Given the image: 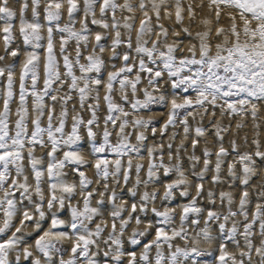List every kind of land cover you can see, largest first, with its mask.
Segmentation results:
<instances>
[{
	"label": "snow or ice",
	"instance_id": "snow-or-ice-1",
	"mask_svg": "<svg viewBox=\"0 0 264 264\" xmlns=\"http://www.w3.org/2000/svg\"><path fill=\"white\" fill-rule=\"evenodd\" d=\"M18 2L21 5L18 33L23 45L31 50L24 51V58L19 61L17 91L15 61L21 50L10 47L16 38L13 21L17 19V12L9 6V0H0V21H3L0 39L5 54L13 58L12 63L0 66L3 104L0 110V237H3L0 264H13L9 260L12 253H15L14 264H21V253L28 264H200L198 258L213 254L210 248H201L200 242L211 245L218 238L221 242L215 259L219 264H253V250L259 264H264V202H260L264 201V193L254 204L249 220L247 191L249 180L257 171V159L264 162L260 141L253 140L254 152L243 153L238 151L235 141L231 142L236 158L228 163L227 174L244 186L236 208L233 209L232 194L220 192L221 203L227 204L226 213L205 210L198 206L197 200L203 192L202 182L213 163V155L211 179L213 183L221 180L222 165L230 155L222 143V133L227 129L220 123L213 126L218 150L213 153L208 147L203 149V168L199 172L195 166L200 157L194 154L189 157L193 161L190 172L197 181L190 183L180 157L184 143L175 150V163L172 141L176 133L169 137L166 146L156 142L146 146V132L150 129L155 136L157 128L154 117L142 114V110L150 111L153 105L168 107L167 120L160 127L161 135L179 122L185 140L194 131L193 150L208 131L199 125L193 129L188 124V117L195 118L197 110H201V119L209 108L213 109V116L218 108L221 116L251 115L256 119L258 106L264 104V0H207L210 17L204 18L203 29L195 32L191 31V24L183 25L185 11L190 21L194 22L196 17L193 6L185 7L183 0H30V18L26 16L29 0ZM161 12L169 19L174 15L180 31L189 38L186 53L180 32L173 30L171 34L175 39L169 42V29L159 23ZM222 14L228 18L226 27L220 25ZM90 26H97L99 30L93 31ZM70 45H74L71 51ZM121 48L123 51H118ZM106 50L111 53V70L105 76ZM4 59L5 56L0 55V61ZM116 60L121 61L119 67L114 63ZM143 79H147L148 87L139 88ZM164 83L178 91L166 94L162 91ZM101 88L106 114L98 141L95 129L101 127L98 116ZM138 92H142L143 98ZM73 93L81 110L87 105L90 117L85 120L73 106L70 131H65L69 116L67 105ZM116 93L120 102L115 99ZM89 100L92 103H88ZM13 103H16L14 110ZM81 128L89 142L91 161L77 147L83 139ZM113 130H117L115 142L110 139ZM133 134L135 143L131 141ZM37 147L48 149L46 159L45 155L36 156ZM142 150L146 151V167L139 162L144 159ZM133 154L137 159L135 164ZM237 163L241 165L239 175L235 170ZM89 165L95 170L97 182L104 181L96 206H92V198L97 189L89 190L93 181L85 171ZM68 169L78 180L69 182ZM133 170L135 180L128 189L132 198L129 210L128 201L117 203L122 198L115 189L110 190L108 180L111 178L119 186L122 179L127 185ZM161 171L164 176L175 177L163 182L162 196L156 189L148 190L150 184L160 179ZM141 186L143 191H140ZM193 186L196 196L187 200ZM106 193H110V228L103 218ZM176 193L187 202L173 207L170 205ZM77 195L80 200L73 204ZM213 195L208 193L210 201L215 203ZM158 197L160 207L155 206ZM66 208L70 214L68 220L60 217ZM177 208L180 210L178 226ZM205 211L204 226L189 237L188 226H199ZM149 212L154 219H142ZM17 215L21 217L19 226L14 224ZM238 216L242 219H236ZM97 217L99 222H96ZM46 220L49 226L45 229ZM133 221L136 227L128 232ZM210 222L218 224L217 236L212 235ZM29 223L34 225L38 235L34 245L21 249L26 237L32 235L25 232ZM142 224L145 226L141 229ZM257 226L261 237L259 246L253 243ZM65 228L67 230H61ZM238 235L243 238L242 249ZM149 236L153 238L147 240ZM177 238L184 240L185 246L174 245ZM189 239L191 247L187 246ZM125 241L130 249L125 248ZM64 242H68L70 248H65ZM228 242L240 249L239 259L227 251ZM137 247L141 248L139 256L134 250Z\"/></svg>",
	"mask_w": 264,
	"mask_h": 264
},
{
	"label": "bare ground",
	"instance_id": "bare-ground-1",
	"mask_svg": "<svg viewBox=\"0 0 264 264\" xmlns=\"http://www.w3.org/2000/svg\"><path fill=\"white\" fill-rule=\"evenodd\" d=\"M16 1L17 0H9V6L12 7L14 10H16V12H17V19L13 21V24H14V29L13 30H14L15 37H16L15 41H14V44L16 43L17 46L20 45L19 46V48L21 50L20 51V55H19L20 59L17 57L19 59V61H20V60H22L24 58V56H23L24 51H30L31 49L26 48L23 45L22 39H21V37L19 36V33H18V29H19L18 15H19V9H20L21 5H20V3L18 1L17 2ZM121 2H122V0H121ZM183 3L185 5V7L188 4H191L193 6L195 12H196L195 21L192 22L188 18L187 11H185L183 25L184 26H189L191 24V31H193V32L198 31V30H202L203 29V24L201 23L202 20L204 18H206V17H210V12H209V9L207 7V0H183ZM40 11H41V14H43L42 13V7H41ZM98 14L99 13L97 11V15ZM26 16L28 18L31 17V3H30V0H29V9H28V11L26 13ZM137 16H138V18H137L136 23L138 25V23H139V14H137ZM153 23H156L155 18H153ZM159 23L162 24L165 28L169 29V36H168L169 42H171L173 39H175V37H173L172 34H171L173 30H175L177 32H180V37L179 38L181 40L185 41V43H184V45L182 47L184 49V52L186 53L187 46H188V39L189 38L186 37L185 34L180 31V27L181 26L177 25L175 23L174 15H173V17L171 19H169V18H166L164 16L163 12H161V19H160ZM213 23H215L214 19H213ZM227 24H228L227 15L222 14L221 19H220V25L226 27ZM2 25H3V21H0V26H2ZM77 27H79L78 23H77ZM90 27L92 28L93 31H98L99 30L97 26H90ZM110 39H111V33H109V40ZM153 39H155V37H153ZM57 43H58V40H57ZM17 46H15L14 48H17ZM72 47H74V45H70V51H71ZM90 48H91V45L89 46V50H90ZM106 51H105V54H104V59L106 61V72L105 73H107V71L111 70L110 69V65H109V57H110L111 53L109 51H107V53H106ZM118 51H123V48L119 49ZM177 54L181 55L180 52H177ZM0 55H4L5 56V59L3 61H0V66H4V65H6V60H10L11 57L7 55V59H6V54L4 52V45H3V40L2 39H0ZM41 55L43 56L42 50H41ZM73 55H74V53H73ZM19 61H15V63L17 64V68H19L18 67ZM81 62L84 63L83 60ZM10 63H11V61H10ZM114 63L117 65V67H119L121 61L120 60H116V61H114ZM7 64H9V63H7ZM61 71H63V69H61ZM77 74H79L78 71H77ZM16 75L19 77V69H17ZM41 76H42V67H41ZM105 76H106V74H105ZM18 77H17V83H19ZM144 81L145 80H143V82L141 83L139 88L148 87V84L146 82H144ZM0 88H2V83H0ZM16 90L18 91V87L16 88ZM162 91H164L166 94H170L172 92H177L178 90L171 89L170 85H168L167 83H164L163 87H162ZM192 95L194 96V94H192ZM103 96H104V92H103V89L101 88V90H100V108H99V111H98V115L100 116L99 117L100 120H103V118H104V116L106 114V105L104 103ZM115 98H116L117 102H120V98H119V94L118 93L115 94ZM17 99H18V97H17ZM1 102H2V100H1ZM30 103H31V101H30ZM88 103H92V101L89 100ZM12 106H13V110H14L15 107H16V103H13ZM73 106H75L76 111L79 112L80 115L82 117H84L85 120H87L90 117V113L87 110V105H85V108L83 110H81L80 107H79L77 95H76V93H73V99L71 101H69V103L67 105L68 111H69V116H68V122H67L66 131H70V125L72 123L71 116L74 115V113L72 111ZM153 106L151 107L150 111L142 110V114L145 115V116L151 115L152 117H154L155 120H159L160 122H159V125H155V127L157 128V132H156L155 136L152 135L150 129L146 132L148 134V139L145 142V145L146 146H151L154 142H156V143H162V144H164L166 146L169 143V137L173 133H176L177 128L179 130L178 133H180V134L183 131V128L182 127H178L179 125L176 126V127H170L168 129V131L164 135H161L160 127L167 120L168 107L162 106L161 108L153 109ZM125 107H126V110H127V106H125ZM2 108H3V104L0 103V110H2ZM58 109H59V107H57V110ZM260 109H262L264 111V106H262ZM209 111L212 113L213 109L209 108L208 112ZM214 111H215V115L214 116L213 115H208V116H206L205 119H202L203 123H200V121H199L200 117L199 118L196 117L197 119L193 118L192 116L188 117V122H189L188 124L193 129L196 126H198V125L200 126V124H204L202 126L203 127L206 126L207 127L206 129L208 130L207 133H206V136L199 138V143L196 146L195 150H193V148H192V139L194 138V131L190 132L189 135L191 136V138H189V140L188 139L187 140L184 139V133L181 134V135H178V133H176V138H175L174 141H172V144H173V157H174L173 163L176 162L175 161V154H176L175 150H176V148L181 144V142L184 143V149L180 151V157H181V162H182L183 168L187 169V172H185V173L188 176V179H189L190 183L197 182V181H195V178L191 175V172H190V169H191L192 164H193V161H191L189 159V157L192 155V153H190V150L193 152V154H197L196 155L197 157H200V161L198 163H196V166H195V170L197 172H199L203 168V149L205 147L209 148V146H211V144H214V149L216 151L218 150V140L216 141V143L213 142V141L216 140V137L214 135L215 129L213 127L216 123H220L224 128L227 129L222 134H224L226 137L228 135H229V137H232V138H230L231 139L230 141L231 142L235 141L238 144L239 152H241V153L248 151L247 150L248 149V145H251L253 140L258 138V133H257V130H256L257 126H256V124L254 122V119L253 118H251L253 120L248 119L249 121H247V123L250 122V124L252 125V128L251 129L248 128L247 130H245V132H243L244 134L245 133L248 134V143H247L246 146H243V144L246 143L245 142L246 139H245V137L243 136L242 133L237 132V130L239 128V124H240L239 123L240 119L239 118H235L236 120H234L232 122V124L230 123V125H229L228 124L229 123L228 122V119H229L228 115L221 116L220 109H218V108L215 109ZM14 118L15 117H13V119ZM263 121H264V119H259V122H263ZM235 122L237 123V125L235 124ZM44 123L46 124V118H45ZM101 127H103V126H101ZM109 127L111 128V125ZM29 129H31V124L29 125ZM174 129H176V130L174 131ZM239 130L242 131L241 128H239ZM84 132H85V130H84ZM84 134L86 135V133H84ZM84 139H85L86 143H89L87 137H85ZM260 140H261V142H264V136ZM131 141L133 143H135V134L132 135ZM222 143H223L224 148L226 150H228V152H229L230 145L228 144V142L222 141ZM262 144H264V143H262ZM84 145L85 146L83 147V149H81L82 150V155H84V157L86 159L91 161L92 160V156L90 155L89 148H88V146L86 144H84ZM252 146H253V144H252ZM81 148H82V146H81ZM185 148L189 149L187 151L188 152L187 155H184L187 152L183 153ZM47 151H48L47 148L41 149V148L37 147L35 154L38 157L41 154H44L45 155V159H46V152ZM230 151H231V148H230ZM142 152H144V155H143L144 159L139 161V162L143 163L145 165V167H146L147 166L146 151L142 150ZM60 155H62V153H58V156H60ZM109 158L110 159H114L115 157L114 156H109ZM235 158H236V155H230V157H229L230 161L228 159L225 162L226 167H224V168L222 167L224 170H226V172L222 173L224 171L221 170L222 171L220 173L221 180H220V182H217V183H213V181L211 179L213 174H214L212 169L214 167L215 157L211 158L213 163L210 165V170L208 171L209 173L207 172L206 175H205V178H204V180L202 182L203 183V192L201 193L200 197L197 200V202H198L200 207L204 208L205 210L211 209V210L219 211L221 213H226L227 204L226 203H224V204L221 203V200L219 198V193L220 192H230L232 194V196L234 198L233 209H235L236 206L239 204L240 195H241V192H242L244 186H242L240 184L238 179H237V185H236V183L232 181L233 179H231L228 176V174H227V172H228V163L234 161ZM124 159L126 160L127 158H124ZM164 160L166 162L168 160L167 148L166 147H165V151H164ZM136 162H137V159H136V157L133 154V164H135ZM200 162H201V164H200ZM25 163L28 164L27 159H25L24 164ZM263 166H264V164H263ZM26 168H27V166H26ZM235 170L238 172V175L241 173V165L239 163L236 164V169ZM68 171H69V175H68L67 178H68L69 182L78 180V177L73 175L71 173L70 169H68ZM85 171H86V175L93 181V183L90 186L89 190H91L92 188L97 189L96 195L92 198V202L95 203V204H92V206H96V201H97V199H99V193L103 191V183H104V181L101 179V180H99V182H97L98 178L96 177L95 170H94V168L91 165H89L85 169ZM140 175H141V178L143 179L145 177V172L142 170ZM159 175L161 177V179H160L161 181H158L157 183H154V184H150L148 190L151 191L153 189H156V190L159 191V193L162 196L163 191H164L163 182H165V181L170 182V180L174 179L175 177L174 176H169V180H165V179H167L166 178L167 176H164L162 171L159 173ZM255 177H256L255 179H250L249 180V185L247 186V191L249 193V198L251 199V202H252L251 216H252V211H253L254 204L259 201L260 194L264 193V167L257 169ZM134 180H135V172H134V170H133V173H132V178L130 179V181H129V183L127 185H125L123 183L122 179H121V183H120L119 186L115 185L112 182L111 178H109V180H108V184H109L110 190L111 189H115L116 192L118 193V196L122 198V199H118L117 203H121L122 201H128L129 210H130V205H131V202H132V198H130L128 189L133 186ZM29 182L31 183V175L30 174H29ZM45 190H47L46 186H45ZM143 190H144L143 186H141L140 191H143ZM189 191H190V196L187 198V200H190L192 196H196V190H195L194 186L191 187L189 189ZM209 192H212L214 194L213 195V199L215 200V205L210 201V199L208 197V193ZM45 195L47 197V191H45ZM109 195H110V193H106L105 196H104L105 205H104V209H103V218L109 222V228H110L111 220H110V216H109V210H110L111 205L108 203ZM175 195H176L175 203H178L177 205L187 202V200L185 198L180 197L178 193H176ZM17 197H19V193H17ZM34 199H35V197H34ZM137 199H138V197H137ZM79 200H80V197H79V195H77L73 199L72 203L75 204ZM156 202L160 203V198L159 197L157 198ZM260 202H264V201H260ZM175 203H173L172 205H174ZM172 205H170V206H172ZM175 206H173V207H175ZM45 211H47L46 204H45ZM65 211H66V217H62L61 216V218L65 219V220H68L70 214L67 211V208H66ZM179 214H180V210H179V208H177V215H176L177 216V219H176L177 226L179 225ZM203 214H204V219H205L206 211ZM125 215H127V213H125ZM151 215H152L151 212H149L147 217L149 218V216H151ZM20 218L21 217L19 215H17L15 217L14 224L16 226H19ZM240 218L241 217H239V216L236 217V219H238V220ZM142 219H144L146 221L147 220H151V219H147L146 216H142ZM204 219H202V221H204ZM99 220H100V218L97 217L96 222H99ZM249 220H250V218H249ZM202 221L200 220L199 226H196V225H189L188 226L187 231L189 233V237H191L192 235H195V233L198 231L199 227H203L204 226ZM29 224L30 225H28V227L25 229V232L32 233V235L26 237V243H23V244L20 245L21 249L23 247H25V246L34 245V240H35L36 236L38 235V233H36L34 231V225L31 224V223H29ZM210 224H211L210 228H211V231H212V235L213 236H217L218 235V232H217L218 227H216V226H218V224L215 223V222H210ZM48 226H49V221L46 220L44 222V228L46 229ZM144 226H145L144 224L140 225L141 228L144 227ZM133 227H136L135 221L132 222V225L128 229V232H130L131 228H133ZM14 230L15 229L13 228L12 231H14ZM61 230H67V229L65 228V229H61ZM241 231H242V228H241ZM128 232L125 233V236L128 235ZM8 234L10 235L11 232H9ZM104 235L105 236L107 235V230L105 231ZM153 236H154V230H153ZM2 238L3 237H0V239H2ZM152 238H153L152 236L147 237L148 240H150ZM237 239L240 240L241 249H242L243 248V238L238 235ZM260 239H261V237L259 235V228L257 226L254 229V235H253V243H254V245L259 246ZM220 242L221 241H220L219 238L217 240H214L211 245H209L207 242L206 243L202 242V241L200 242V245L207 246V248H210L212 250V253H213L210 256V258H211L210 261L209 260L208 261L200 260L199 261L200 264H205V262H207V264H219V262L215 259V257L218 255V245H219ZM174 245H176V246H185V241L181 240L180 238H177L174 241ZM70 246L71 245L68 242H64V247L65 248H70ZM124 246H125L126 249H130V246L127 244L126 241H125V245ZM187 246L188 247L192 246L190 239L187 241ZM101 249L103 250V245H101ZM165 249H167L166 245L164 246V250ZM32 250L34 251V249H32ZM140 251H141V248L138 247L137 250H136L137 256H139ZM227 251L232 253V254H234V255H236L238 259L240 258L239 257L240 249H237L232 242H228L227 243ZM154 252H155V250L153 249V255H154ZM35 254L36 253L34 252V255ZM14 257H15V253L10 254V256H9V260L12 261L13 264H14ZM65 259H67V254H65ZM54 260H58V257H54ZM252 261H253V264H259V258L256 256L254 250H253V253H252ZM21 264H28V262L24 261L22 253H21ZM186 264H190V262H186Z\"/></svg>",
	"mask_w": 264,
	"mask_h": 264
},
{
	"label": "rangeland",
	"instance_id": "rangeland-1",
	"mask_svg": "<svg viewBox=\"0 0 264 264\" xmlns=\"http://www.w3.org/2000/svg\"><path fill=\"white\" fill-rule=\"evenodd\" d=\"M18 1V0H17ZM16 1V2H17ZM239 22V21H238ZM14 31V30H13ZM14 35H15V33H14ZM135 36V33H133V37ZM15 41V40H14ZM15 46H17V44L15 43L14 44V42L12 43V45L10 46V47H12V48H14ZM19 46L20 45H18L17 46V48H19ZM106 53H107V51H106ZM105 54V53H104ZM178 56H179V54H177ZM19 59H20V57H18ZM18 58H16V61H19V59ZM6 59H7V55H6ZM12 59V58H11ZM6 60V64L7 63H10V61H11V63L13 62V59L12 60ZM17 69H19V68H17ZM17 69H16V72H17ZM106 68L104 69V73H103V75H105L106 73ZM18 77V76H17ZM166 79V78H165ZM143 80H145L144 82H146L147 83V79H143ZM143 80H142V82H143ZM18 84L19 83H16V85H15V88H17L18 87ZM148 84V83H147ZM138 87H140V85L138 86ZM137 95L140 97V98H143V96H142V92H138L137 93ZM116 99V98H115ZM0 103H2L1 102V100H0ZM29 103H30V101H29ZM262 106H264V104H260V106H259V111H258V114H257V118L256 119H254V122H255V124H256V126L258 125L259 127H257V133H258V140L260 141V145H261V151L263 150L264 151V144H262V143H264V142H261V138L264 136V121L263 122H259V119H264V111L262 110V109H260ZM11 107L13 108V106L11 105ZM162 106H159V105H154L153 106V109H157V108H161ZM59 111V109L57 110V112ZM189 111H192V109H189ZM199 111H201V110H199ZM199 111L197 110V112H196V115H195V119H197V118H199L200 117V123H203V120L201 119V116H200V114H199ZM182 115H183V113H182ZM208 115H212V113L209 111L208 112V114L207 115H204L203 116V119H205L206 118V116H208ZM227 114H225V115H223V116H226ZM99 116V115H98ZM100 117V116H99ZM193 117V116H192ZM197 117V118H196ZM228 117H229V119H228V124L230 125V123L232 124V122L234 121V120H236L235 118H239L240 120H239V128H241V130L242 131H240L239 130V128H238V130H237V132H240V133H242L243 134V136L245 137V139H246V143H244L243 144V146H246L247 145V143H248V134H244L243 132H245V130H247L248 128H252V125L250 124V122H248L247 123V121H249L248 119H251L252 118V116L251 115H244V116H240V115H233V116H229L228 115ZM233 117V118H232ZM243 117V118H242ZM246 117V118H245ZM84 118V117H83ZM232 119V120H231ZM178 120H179V118H178ZM251 120H253V119H251ZM195 121V120H194ZM197 121V120H196ZM202 121V122H201ZM159 120H155V125H159ZM179 122H177V124H176V126H178V127H182L180 124H178ZM189 123V122H188ZM100 124H101V126H103V120H100ZM235 124L237 125V123L235 122ZM30 125V124H29ZM202 125H204V124H200V126H202ZM225 125V124H224ZM242 125V126H241ZM110 126V125H109ZM175 126V127H176ZM203 127V126H202ZM102 128L103 127H100V129H95L97 132H98V136H97V140L99 141L100 140V138H101V136L99 135L101 132H102ZM204 128L206 129L207 127L206 126H204ZM230 128V127H229ZM66 129H67V126H66ZM66 129H65V131H66ZM180 129V128H179ZM176 129H174V131H175ZM178 128H177V131H176V133H178ZM113 134L114 135H112V137L110 138L113 142H115V140H116V130H113ZM85 132H84V129L83 128H81V136L83 137V139H82V141L77 145V147L79 148V149H83V147L85 146L84 144H86L87 146H88V148H89V143H86V141H85V137H87L85 134H84ZM207 133V132H206ZM147 134V133H146ZM181 134H183V131L181 132ZM180 133H178V135H181ZM223 135V141H226V142H228V144L230 145V148H231V139L230 138H232V137H229V135L226 137L224 134H222ZM147 136H148V134H147ZM205 136H206V134H205ZM260 137V138H259ZM189 138H191V136L189 135L188 136V140H189ZM229 139V140H228ZM216 141H217V138H216V140L215 141H213V142H215L216 143ZM236 143V142H235ZM253 144V143H252ZM252 144L251 145H248V151L247 152H254V150H255V145L253 144V146H252ZM236 145H237V149H238V151H239V147H238V144L236 143ZM81 146H82V148H81ZM209 148L211 149V151L213 152V153H215L216 152V150L214 149V144H211V146H209ZM230 148H229V153H230V155H236L233 151H232V148H231V151H230ZM189 149H186L185 148V150H184V152L183 153H186L187 151H188ZM143 153V154H142ZM141 153V155L143 156L144 155V152H142ZM190 153H192V155H193V152L190 150ZM188 154V152L186 153V154H184V155H187ZM41 155H44V154H41ZM40 155V156H41ZM57 155H58V153H57ZM195 156L197 155V154H194ZM230 155H229V157H230ZM212 157H215L214 155L212 156ZM211 157V158H212ZM229 157H227L226 158V161L229 159ZM229 161H230V159H229ZM25 162V161H24ZM200 164H201V162H200ZM263 164H264V162H261V161H259V159H257V165H256V167H257V169L258 168H262V167H264L263 166ZM28 164H26L25 163V166H27ZM262 165V166H261ZM183 166V165H182ZM222 167L224 168V167H226V165L224 164V165H222ZM222 168V170L224 171V172H222V173H225L226 172V170H224ZM185 170V172H187V169L185 168L184 169ZM237 172V171H236ZM209 173V172H208ZM30 174V173H29ZM237 174H238V172H237ZM31 175V174H30ZM159 177H160V175H159ZM167 179H165V180H169V176H167L166 177ZM256 177H255V175L254 176H252V178H250V179H255ZM160 179H161V177H160ZM157 180V181H154L152 184H154V183H157L158 181H161V180ZM233 182H235L236 183V185H237V180H232ZM45 191H47V190H45ZM249 200H250V204H249V218H250V220H251V218H252V216H251V206H252V202H251V199L249 198ZM175 201H176V195H175V199L173 200V201H171V205L173 204V203H175ZM198 203V202H197ZM92 204H95V203H93L92 202ZM178 203H175L174 205H172V206H175V205H177ZM214 205H215V203H213ZM155 206L156 207H160V203L159 202H156L155 203ZM198 206H199V204H198ZM66 210V209H65ZM63 211V212H61L60 213V217L62 216V217H66V211ZM162 210V209H161ZM251 216V217H250ZM146 218L147 219H154V217L151 215V216H149V218L146 216ZM176 219H177V216H176ZM202 219H204V214L202 213L201 214V217H200V220L202 221ZM240 219H242V218H240ZM202 223H203V225H204V221H202ZM30 225V224H29ZM210 226H211V224H210ZM216 227H218V226H216ZM143 228V227H142ZM141 228V229H142ZM217 232H218V230H217ZM147 239V238H146ZM148 240V239H147ZM202 242H204V241H202ZM206 243V242H205ZM64 246V245H63ZM201 248H207V246H203V245H199ZM138 248V247H137ZM137 248L136 249H134L135 251L137 250ZM168 249H165L164 251H165V253H167L168 251H167ZM199 259V261L200 260H206V261H210L211 260V258H210V256H202V257H200V258H198Z\"/></svg>",
	"mask_w": 264,
	"mask_h": 264
}]
</instances>
